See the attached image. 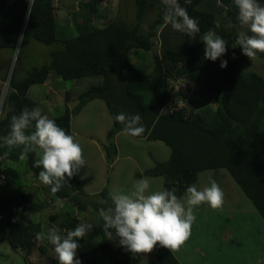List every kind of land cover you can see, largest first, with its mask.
I'll use <instances>...</instances> for the list:
<instances>
[{
    "label": "trees",
    "instance_id": "trees-1",
    "mask_svg": "<svg viewBox=\"0 0 264 264\" xmlns=\"http://www.w3.org/2000/svg\"><path fill=\"white\" fill-rule=\"evenodd\" d=\"M259 2L264 5V0ZM99 3L95 0L83 4L85 12L77 35L60 39L55 0H0V49L17 51L12 69L0 56V101L4 83L10 86L0 103V137L8 135L11 117L24 107H39L42 111V104L29 95L33 86L56 76L64 80L100 78L99 84L84 92H67L63 113L48 117L74 136L73 117L92 101L105 103L113 119L103 143L111 166L120 154L116 135L124 132L115 115L139 113L145 132L134 138L162 142L171 149V155L165 161L154 158L153 166L137 173L135 179L161 177L164 182L160 190L177 187V195L182 198L188 186L199 183L201 175L225 169L264 220V76L249 67L252 59L264 60V53H257L252 59L242 54L236 43L238 34L251 33L238 29L241 24L233 0H191V4L179 0L188 14L199 21L201 29L195 37L184 39H179L171 25L164 23L165 5L161 0H135V25L111 18ZM153 12L156 17L150 21L147 17ZM209 29L228 42L227 53L221 57L228 61L227 68L220 67L221 60L204 59L205 45L200 37ZM30 40L59 48L48 63L33 68L20 81L15 77L16 65L23 46ZM140 50L152 54L154 69L150 73L133 62L134 55L140 59ZM183 78L187 81L186 90L175 89L174 85ZM181 102L184 106H179ZM71 103H76L72 109ZM21 151V147L9 150L6 145L0 146V239L1 232H5L11 249L23 252L26 264H33L30 258L35 251L48 252L44 244L54 249L46 239H37L41 225L34 222L36 213L47 206L61 209L67 200L71 205H66V209L70 212L50 215L51 226L56 225L65 235V230L82 223L79 213L95 211L99 215V209L111 206L112 201L108 188L89 195L79 172L60 191L52 193L51 185L39 179L43 169L33 167L35 154L28 153L21 160ZM25 175L42 184L46 195H51L52 205L23 184ZM8 187L14 188L10 194ZM57 200L62 201V206L56 205ZM103 225L99 216L94 230L99 242L88 250L82 252L85 239L78 240L77 259L84 264H134L136 254L120 246L114 230L109 238ZM151 254L160 264H182L174 252L159 245ZM98 255L106 263H101Z\"/></svg>",
    "mask_w": 264,
    "mask_h": 264
},
{
    "label": "clouds",
    "instance_id": "clouds-1",
    "mask_svg": "<svg viewBox=\"0 0 264 264\" xmlns=\"http://www.w3.org/2000/svg\"><path fill=\"white\" fill-rule=\"evenodd\" d=\"M161 2L165 5L163 21L166 25L170 24L174 30L191 38L201 32L199 21L191 17L177 0ZM233 2L238 9L240 24L247 25L251 33L241 31L236 43L242 54L252 59L257 53H264V5L259 0ZM185 4H191V0H185ZM219 26L217 21L216 27ZM200 41L205 45L206 60L215 62L227 53L228 42L213 29L205 32ZM227 66L228 61L221 60L220 67ZM114 119L124 126L125 133L133 137H140L145 132L139 113L120 112ZM0 141L9 150L21 147V160L26 154L34 153L33 167L43 169L39 172V179L51 185L52 193L60 191L64 183L86 164L83 148L75 137L54 119L42 114L39 107H24L18 115H13L9 133L0 137ZM150 187L149 178L137 179L126 192L119 189L110 192L112 205L99 209L108 237L112 238L114 230L120 246L133 254L151 253L157 245L171 252L178 251L191 236L192 225L196 221L194 208L207 203L212 209L220 210L225 203V193L215 180L203 190H198L195 184L188 186L184 199L177 195V187L156 191H150ZM56 205L62 206V201L57 200ZM92 228L91 224L80 223L74 229L65 230L63 236L58 229L51 228L46 234L37 233V239H46L53 245L58 264H81L77 259L78 240Z\"/></svg>",
    "mask_w": 264,
    "mask_h": 264
},
{
    "label": "rangeland",
    "instance_id": "rangeland-1",
    "mask_svg": "<svg viewBox=\"0 0 264 264\" xmlns=\"http://www.w3.org/2000/svg\"><path fill=\"white\" fill-rule=\"evenodd\" d=\"M106 10V9H104ZM119 13H109L111 18L122 19L123 13L121 10H118ZM116 14V15H114ZM156 17V13L154 12ZM151 21L152 14L147 17ZM66 23H59L58 27V37L60 39H69L75 37V30L71 20L67 22L68 28L63 29L61 32V26H64ZM239 30L246 29L249 30L247 25H240ZM73 29V31H72ZM63 33V34H62ZM64 33L69 34L70 36H63ZM65 37V38H64ZM58 45H46L35 40H30L22 48V52L18 63L16 65L15 77H19L24 80L27 76V73L33 68L40 67L51 60L52 53L58 50ZM138 59L135 55L133 57L134 64L142 69L145 73H150L154 69V61L152 59V54L143 50L139 51ZM17 51L9 49H0V56L3 57L4 64L6 66L11 65L12 69L15 59L17 60ZM135 59H138V64ZM147 65L144 67L143 64ZM249 67L264 76V60L261 59H252ZM101 81L100 78H85V79H76V80H64L60 82L58 78H55L54 84L52 86L55 89H59L61 86H64L70 91L73 92H84L91 85H97ZM99 81V82H98ZM9 83H4L3 86V97L9 92ZM52 87H42V85L37 84L34 86V91L32 94V99L36 101H44L51 105L52 101H55L58 97V93H50L49 89ZM36 90H39V94ZM1 98L0 103L3 100ZM48 97L49 100L46 99ZM42 103V102H41ZM102 104V102H100ZM76 103H71L69 107L74 108ZM65 107L62 109L56 110L53 112L52 116H58L63 113ZM60 112V113H59ZM59 113V114H56ZM75 122L74 128L76 131H84L87 135H93L95 139H100L99 134H93L88 132L89 128L93 126L97 129H100L108 123L109 127L112 125V117L108 111L102 112L101 109H98L95 105L88 106L84 109L82 115L73 117ZM91 133V134H90ZM97 137V138H96ZM107 139V138H106ZM105 136L101 140H96L97 142L105 141ZM120 145V156L123 157L126 154L133 153L136 155L140 161L142 167H147L151 163L152 156H155V159L158 161H165L171 155V149L167 147L162 142L155 141H136V143H130L127 139L119 140ZM92 154L96 152L94 149H90ZM170 154V155H169ZM97 157V156H96ZM102 167L105 172H108L112 169L110 168L109 163L105 165L102 162ZM130 164L125 159H122L117 167L127 168ZM23 171L25 170L22 168ZM100 166L96 167V171H99ZM225 174L231 178L229 172L225 169L222 170ZM91 172L85 173L83 170V177L86 183L87 175H90ZM105 175H107L105 173ZM232 182L234 179H231ZM154 181H151L150 191H156L163 187V178H155ZM159 185H158V184ZM201 181L199 182V184ZM24 185H29L26 179H23ZM236 191L238 194H230L228 190L225 193V203L223 208L220 210L212 209L207 203H203L194 208V214L196 221L192 225L191 236L188 241L183 245L187 251V255L184 252V255L180 253L182 250L179 249V256H181L182 261L185 264H264V220L261 215L256 211L253 204L246 197L242 189L235 182ZM158 185V187H157ZM30 186V185H29ZM8 194L14 191V188L8 187ZM30 189L34 191L41 199H44V191L37 190L30 186ZM121 190L120 186L115 187V190ZM1 192V191H0ZM111 192V191H110ZM185 196L182 197L184 199ZM66 205L63 208H51L46 207L42 212L36 213L33 217L34 222L41 225V232L45 234L51 229L56 228V225L50 222V215L53 213H60L61 211L70 212L71 209H66ZM69 208V207H68ZM197 208L199 210H197ZM77 213V211L75 212ZM85 212L80 213V219L82 223L91 224L93 226L92 230L84 237L85 245L81 249L82 252L85 249L93 245H96L99 242V236L94 230L99 225V215L97 212L92 211L91 215L86 219H82ZM50 224V225H49ZM0 239V264H26L23 252H15L9 246L7 236L5 232H1ZM62 233V232H61ZM60 233V234H61ZM62 235V234H61ZM63 236V235H62ZM45 249L48 251L46 254L41 253L40 251H35L30 258L31 263L33 264H58L56 260V255H54V249L48 248L44 244ZM101 263H106V259L98 255L97 256ZM135 258L138 264H160V262L155 259L151 253L146 254H136ZM81 264H84L81 262Z\"/></svg>",
    "mask_w": 264,
    "mask_h": 264
},
{
    "label": "crops",
    "instance_id": "crops-1",
    "mask_svg": "<svg viewBox=\"0 0 264 264\" xmlns=\"http://www.w3.org/2000/svg\"><path fill=\"white\" fill-rule=\"evenodd\" d=\"M92 1H95V0H55L57 14H58V23H64V22L66 23L64 26H61L62 27L61 32L63 31V29L69 27L67 26L68 25L67 22H69V19H70L72 22L71 25H73L72 27L76 32L75 34L76 36L77 26L78 24L81 23V20H82L81 15H83L85 12L83 11L81 6L83 4H88L89 2H92ZM99 2H100L99 4H101V6L104 7V9H106L110 14L111 13L117 14L119 13L118 10H121L124 16L122 19H117V20L121 21L122 23L126 25H135L137 23V7H136L135 0H99ZM150 14H152V18L154 19L155 18L154 12ZM175 33H177L175 35H178L179 39H184L185 37H187L185 33H181L176 30H175ZM63 36H70V35L67 33H64ZM55 78H58L60 82L61 80L64 81V79L61 76H56V77H51V79H49L46 83L41 84V85L42 87H47V86L52 87L49 89V91L52 94H54V92H57L58 93L57 99L55 101H52L51 105H49L48 103H45L43 100L37 101L40 103L42 102L41 103L43 106L42 114H45L51 117H52L53 112H55L56 110L62 109L63 106L65 107V94L67 92H73V91L68 90L64 86H61L59 89H55L52 86V84H54ZM18 80L22 81V79H20L19 77H18ZM33 91H34V86L29 91L30 96H32ZM36 91L39 94L40 91L39 90H36ZM46 99L49 100L48 97H46ZM100 102L102 101L100 100L92 101L87 106H85L84 109H86L88 106L95 105L98 109H101L102 112L104 113V111H107V106L103 102L102 104H100ZM84 109L79 113L78 116L82 115ZM59 113H56V114H59ZM74 124L75 122L72 119V130H73L75 140L82 146L83 152H84V158L86 160V164L83 165L79 170V175L82 179L83 188L86 190V192L89 195L97 194L103 191L105 188H108L112 192L115 190V187L117 186L121 187V191L126 192L131 188V186L137 180L135 179V175L137 173L142 172L153 166L154 161H155L154 160L155 156H152L151 163H149L147 167H142L140 165V161L138 157L134 155L133 153L126 154L123 157H121L119 154L116 161L110 166V168L112 167V169L108 172H105L107 174L105 175L103 167H102V164H103L102 162H104L105 165L107 164V156H106V151H105L104 144H103L106 140L104 142L101 141L100 143L97 142L96 140H101L103 136H105V139L107 138L109 131L113 127V121L110 127L107 123L101 128V130L95 128L94 126L93 128L88 129V132H91L93 134H99L100 139L99 138L95 139V137L91 133H90L91 135H87L83 130L76 131L74 128ZM115 139H116V143L119 148H120L119 140L121 139H127L128 142L130 143H136V141L138 140L148 141L147 139L134 138L131 135L124 133V132L118 133ZM155 142H159V141H155ZM92 148L96 152L95 154H92V152H90V149ZM122 159H125L126 161H128L130 166L127 168H122V167L118 168L117 165ZM97 166H100L99 171H96ZM83 170L85 173L91 172L90 175H87L85 177L87 179L86 183L83 177ZM147 178H149L150 181L155 182L154 179L155 178L157 179L159 177H147ZM25 179L31 187L36 188L37 190H40V191L41 190L44 191L42 184L36 179H34L32 176L25 175ZM231 179L232 178H229L225 174V172H223L222 170H215L211 172H206L203 175H201V179H200L201 183L200 184L198 183L196 186L198 190H203L205 187L210 186L211 181L215 180L219 184V186L223 189L224 192L228 190L230 194L231 193L238 194V192L236 191V186L234 182H232ZM29 185H28V188H30ZM157 190H160V189H157ZM44 198L47 201L48 205H52V202L50 201L51 200L50 194L46 195V192H45ZM63 203H66V205H71L67 200H64ZM197 210L199 209L197 208ZM91 213L92 212L85 213L82 219H85L86 217L90 216ZM79 218H80V213H79ZM196 218H198V220L200 219L199 217H196ZM180 249L182 250L180 252L182 253L181 256L184 255V252L187 255V251L183 245L181 246ZM174 254L178 257L179 261L182 264H185L182 261L181 256H179L178 252H174ZM136 260L137 259L134 258V264H138Z\"/></svg>",
    "mask_w": 264,
    "mask_h": 264
},
{
    "label": "built area",
    "instance_id": "built-area-1",
    "mask_svg": "<svg viewBox=\"0 0 264 264\" xmlns=\"http://www.w3.org/2000/svg\"><path fill=\"white\" fill-rule=\"evenodd\" d=\"M177 2H179V0H177ZM174 88L177 89V90H180V89H183V90H186L187 88V81L186 79H180L175 85H174ZM179 106H184V103L181 102L179 104ZM170 113H172V111H170Z\"/></svg>",
    "mask_w": 264,
    "mask_h": 264
}]
</instances>
